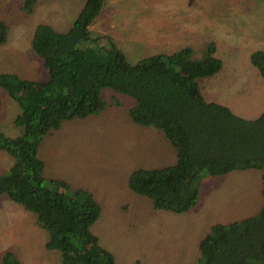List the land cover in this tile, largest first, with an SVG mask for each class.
Returning a JSON list of instances; mask_svg holds the SVG:
<instances>
[{
    "label": "rangeland",
    "instance_id": "374dc122",
    "mask_svg": "<svg viewBox=\"0 0 264 264\" xmlns=\"http://www.w3.org/2000/svg\"><path fill=\"white\" fill-rule=\"evenodd\" d=\"M24 1L0 0V20L8 26L7 40L0 46V74L42 83L48 79L47 71L30 47L35 28L47 24L55 31H67L85 0H36L31 13L23 10ZM90 32L92 37L109 36L130 64L184 46L198 52L214 41L223 66L218 74L198 80L206 101L224 105L246 119L264 110V82L249 63L250 53L264 51V0H103ZM114 96L107 97L109 106L99 115L65 122L44 139L38 154L44 178L71 181L104 197L116 188L119 195L112 194L111 202L128 205L113 211L112 203L106 209L99 200L102 211L92 228L116 264H147L149 247L156 254L150 264H199V241L213 224H229L258 213L261 172L205 178L202 198L200 193L198 204L187 213L153 210L148 200L126 190L125 180L136 169L172 165L175 155L161 133L131 122L127 116L131 98ZM13 112L19 113V108L11 106L0 89V120L6 123L0 133L10 138L21 134L9 125L16 115ZM12 164L7 153H0V175ZM127 208L133 209V216H125ZM157 222L161 225L156 228ZM46 241L47 234L34 215L0 196V258L12 251L22 264H61L57 252L45 249Z\"/></svg>",
    "mask_w": 264,
    "mask_h": 264
},
{
    "label": "trees",
    "instance_id": "16d2710c",
    "mask_svg": "<svg viewBox=\"0 0 264 264\" xmlns=\"http://www.w3.org/2000/svg\"><path fill=\"white\" fill-rule=\"evenodd\" d=\"M35 1L25 0L23 10L31 13ZM102 7L103 0H85L65 32L47 24L35 28L30 47L42 60L47 81L0 74V89L19 108L13 124L21 130L11 138L0 133V152L13 159L0 175V196L34 215L47 234L45 249L57 252L61 264H116L92 232L102 211L93 194L62 180L47 181L38 154L44 139L63 123L99 115L109 106L108 96L122 94L133 100L127 111L131 122L161 133L175 155L172 165L136 169L127 178L128 189L152 209L187 213L200 193L202 198L205 178L261 172L258 213L213 224L198 251L199 264H264V111L246 119L206 101L198 80L218 74L223 66L214 41L198 52L184 46L128 63L109 36H91ZM7 36L8 26L0 20V46ZM249 63L264 82V51L250 53ZM0 259V264H21L12 251Z\"/></svg>",
    "mask_w": 264,
    "mask_h": 264
},
{
    "label": "crops",
    "instance_id": "0c3cea01",
    "mask_svg": "<svg viewBox=\"0 0 264 264\" xmlns=\"http://www.w3.org/2000/svg\"><path fill=\"white\" fill-rule=\"evenodd\" d=\"M178 50V49H177ZM176 50V51H177ZM6 93V92H5ZM7 95V94H6ZM260 96H261V94H259L258 95V97L260 98ZM8 97V96H7ZM8 99H9V101H10V103H11V106L13 105V104H15V102L14 101H12L9 97H8ZM13 103V104H12ZM16 105V104H15ZM17 106V105H16ZM230 109V108H229ZM264 111V110H263ZM262 111V112H263ZM233 112V111H232ZM262 112H261V114H262ZM260 112H258V114H259ZM13 114H18V113H15V112H13ZM260 114V115H261ZM238 115H240V114H238ZM259 115V116H260ZM3 116H5V114H3ZM128 116V115H127ZM242 115H240V117H241ZM258 116V117H259ZM15 117H16V115L14 116V117H12L11 118V122L9 123V125H14L13 124V122H14V119H15ZM129 118V117H128ZM257 118V117H256ZM255 119V118H254ZM13 120V121H12ZM6 123L4 122V121H2V120H0V126H3V125H5ZM152 134V133H151ZM12 136H15L14 134L12 135ZM164 138V137H163ZM166 141V140H165ZM171 152H172V150H171ZM0 153H2V152H0ZM173 153V152H172ZM71 183V181H68V183ZM125 183H126V185H125V188H126V190H128L130 193H132L129 189H128V187H127V181L125 180ZM70 185H72L73 187H75V188H82V187H80V185L79 184H75V183H71ZM85 190H87V189H85ZM88 191L90 192V193H92L93 194V196H94V199H95V201L101 206V208H102V205H101V203H100V201L99 200H102L103 201V203H104V205H105V207H103V208H106L107 209V206H110L111 205V203L113 202L114 203V201H112L111 200V198L110 197H113V196H111L112 194H114V195H119V194H117V190H116V188L113 186L112 188H111V191H110V193H111V195H106L105 197L102 195V194H100L99 196H97L96 194H94L92 191H90L89 189H88ZM112 191H113V193H112ZM134 194V193H133ZM136 195V194H135ZM136 196H138V195H136ZM139 197V196H138ZM112 201V202H111ZM112 203V204H113ZM126 205H128V204H123V201H122V203L120 204L119 203V206H115L114 204H113V206H112V209H113V207H117V208H119V210L118 211H121L122 209L121 208H125L126 207ZM110 210V209H109ZM154 210V209H153ZM113 211H114V209H113ZM125 212H126V214H125V216H133V209L132 208H127V210H124ZM156 211V210H155ZM158 212V211H157ZM164 212H167V213H171V212H169V211H164ZM114 214H116L115 212H114ZM118 214V213H117ZM153 215H155V216H157L156 214H153ZM164 215H166L165 213H161V216H164ZM178 215H181V214H178ZM117 216H119V215H117ZM165 222V221H164ZM155 226H156V228L157 227H159L160 225H161V222H157V223H155L154 224ZM152 226H149L148 227V230H150V228H151ZM196 232V231H195ZM97 237H98V232L96 231V234H95ZM150 237V239L152 240V241H154L155 239H153V236H155V234L154 233H151L150 235H149ZM197 237V236H196ZM99 238V237H98ZM102 246V245H101ZM103 247V246H102ZM107 250V249H106ZM58 254V253H57ZM147 255L149 256L148 257V259H145V261H146V263L147 264H150V261H152V259H154V256L156 255L155 254V252L149 247V250H148V252H147ZM21 262V261H20ZM176 264H177V262L176 261H174ZM21 264H22V262H21Z\"/></svg>",
    "mask_w": 264,
    "mask_h": 264
}]
</instances>
